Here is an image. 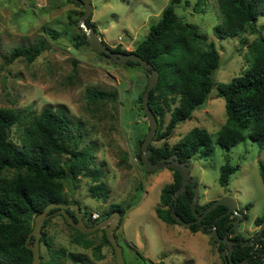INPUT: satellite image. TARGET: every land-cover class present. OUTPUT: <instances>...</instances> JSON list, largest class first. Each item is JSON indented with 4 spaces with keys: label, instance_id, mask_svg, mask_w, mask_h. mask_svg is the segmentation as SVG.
I'll return each instance as SVG.
<instances>
[{
    "label": "rangeland",
    "instance_id": "rangeland-1",
    "mask_svg": "<svg viewBox=\"0 0 264 264\" xmlns=\"http://www.w3.org/2000/svg\"><path fill=\"white\" fill-rule=\"evenodd\" d=\"M204 2L198 6L197 0H190L188 6L180 5L177 12L184 20L197 24L215 42L221 53L215 81L230 82L255 60L258 51L251 44L256 34L217 37L213 29L222 19L219 0ZM168 3L169 0H91L94 8L91 17L107 44L133 50ZM85 10L72 0H0V108L39 113L48 105L62 106L81 125L86 137L81 146L94 149L93 163L103 170L100 181L109 188L108 198L93 196L90 186L95 181L83 175L66 181L65 192L71 200L79 202L81 211L98 212L101 217L112 205L125 211L115 233L126 264H227L220 242L210 232H193L184 224H169L158 216L161 190L174 180V171L171 167L148 171L140 160V141L146 137L149 120L139 97L149 83V75L141 65L107 59L90 44L75 45V38L82 34L77 21ZM70 16L76 23H71ZM259 23H264V16L259 17ZM53 30L57 36L51 34ZM38 43L44 44V50L33 62L22 57L6 62L4 56L16 47ZM90 88L115 91L117 97L94 100L88 94ZM225 102L215 87L191 119L180 123L170 138L157 139L155 135L150 146H161L166 141L173 146L194 127L217 132L227 118ZM169 119L167 112L166 124ZM23 129L21 123L13 126L11 139L18 141ZM227 159L239 168L232 174L229 185L222 186L220 168ZM192 161L195 166L191 175L199 178V204L232 197L239 209L244 208L248 214L237 231L244 237L255 235L262 227L256 225L255 218L264 215V183L259 167L264 162V147L250 138L231 150L215 143L212 155L196 156ZM248 204L250 209H245ZM45 230L56 248L88 254L79 264H116V256L102 229L84 236L93 240L98 250L72 242L76 231L60 214L51 219ZM41 254L44 260L49 258L44 244ZM61 263L77 264L67 257Z\"/></svg>",
    "mask_w": 264,
    "mask_h": 264
},
{
    "label": "trees",
    "instance_id": "trees-1",
    "mask_svg": "<svg viewBox=\"0 0 264 264\" xmlns=\"http://www.w3.org/2000/svg\"><path fill=\"white\" fill-rule=\"evenodd\" d=\"M204 1L197 0V5H202ZM189 3L190 0H169L159 19L151 23L147 36L133 50H126L121 45H109L116 52L139 54L158 70L159 81L149 97L150 106L159 121L157 139L170 138L180 123L191 119L194 111L207 102L215 87L218 95L226 101L227 118L217 132L210 133L205 128L194 127L173 146L167 141L161 146H150V158L154 162L172 154H178L181 161L193 160L196 156H209L214 152L215 143L231 150L247 138L264 147V23H259V17L264 16V0H219L222 19L214 26L215 35L227 38L245 33L256 34L251 47L258 54L232 81L218 83L214 73L221 64V53L215 42L202 33L197 24L184 20L177 12L180 5L188 6ZM199 11H203V8ZM70 20L71 23H76L73 16H70ZM87 23L98 30L91 16ZM51 34L57 36L54 30ZM75 40L77 46L89 45L83 29ZM43 50V43L21 45L4 58L7 63L20 57L33 62ZM127 64L139 65L132 60ZM88 94L94 100L117 97L115 91L96 88H90ZM143 94L144 91L139 97L142 105ZM167 112H170V119L166 124ZM19 123L24 129L19 140L15 141L11 139L10 131ZM85 141L81 125L62 106L48 105L39 113L33 110L0 108V264L32 263L33 252L27 247V238L34 227L36 216L51 203L79 204L65 192L66 181L70 178L78 179L81 175L92 178L95 181L90 186L92 195L104 200L108 198L109 188L105 182L100 181L104 175L103 170L93 163L94 149L91 146H81ZM142 142L140 141L141 144ZM259 167L264 183L263 161L259 163ZM238 168L239 165H232L227 159L220 168L219 183L222 186L229 185L232 174ZM172 170L174 180L161 190L158 216L166 223L179 224L172 217L171 212L174 210L184 220L193 222L189 226L193 232L203 230L211 233L216 228L222 237L233 234V239L237 242L232 253L234 262L247 259L246 264H264V230L261 234L256 232L252 237L237 234L233 228L236 216L225 214L228 210L226 205L215 207L200 222L194 221L195 214L191 207L194 185L189 183L186 191L176 200L174 195L181 186L182 176L178 170ZM215 201L216 199L204 205L198 204L197 210L202 213ZM245 209H250V204ZM57 210L58 208H53L50 211L52 215L43 225L40 243L45 245L49 258L44 260L41 254V264H62L61 259L65 257L79 264L89 257L88 254L56 248L52 236L45 230L51 219L58 215ZM116 210L122 212L118 229L125 216V211L119 205H112L104 217ZM240 211L244 213L242 221L247 219L248 214L244 208ZM68 212L77 220L74 209L70 208ZM91 214L92 212L84 211L89 220ZM62 217L76 231L71 238L72 242L98 250L93 240L84 239L87 234L72 227L63 215ZM97 221L99 220L91 219L92 224ZM255 223L262 226L264 215L256 217ZM103 232L106 243L112 246L115 254L106 231ZM34 240L32 236L29 243ZM224 247L225 243L220 242V248L223 250Z\"/></svg>",
    "mask_w": 264,
    "mask_h": 264
},
{
    "label": "water",
    "instance_id": "water-1",
    "mask_svg": "<svg viewBox=\"0 0 264 264\" xmlns=\"http://www.w3.org/2000/svg\"><path fill=\"white\" fill-rule=\"evenodd\" d=\"M79 2L81 5L85 7V12L78 18V24L83 29L87 36V40L90 46L96 50L97 52L101 53L104 57L111 61H116L119 64H127L130 60L138 63L148 72L149 75V83L144 91L143 94V108L149 120V128L146 133V137L142 142L141 150L142 155L140 156V160L144 163L146 169L148 171H155L158 169H162L164 167H171L178 170L182 176L181 186L176 191L174 198L177 200L178 196L185 192L189 183L194 185V198L191 202L192 210L196 216L198 221H201L203 216L210 212L212 209L219 205H226L228 210L225 214L230 216H237L233 228L237 230L239 223L244 216V213L239 211L238 204L235 199L229 196L222 197L217 199L213 204L206 208V211L200 215L199 211L197 210V204L200 199V189L199 186L196 185L198 181V177L191 176V171L194 168V163L192 160L189 161H181L178 157V154H172L171 156L161 158L160 160L154 162L151 160L150 155L152 154V149L150 148V144L153 141L158 128V118L154 111L152 110L149 97L151 90L157 85L159 81V72L156 68H154L153 64L149 62L147 59L143 58L139 54L135 52L130 53H123V52H116L111 49L109 44H107L104 39L99 35L96 28L93 26H89L87 23V19L93 14V6L91 4V0H72ZM125 40H128L125 38ZM53 208H58L56 214H62L67 223H69L72 227L78 229L81 233L89 234L93 233L99 229H105L107 237L111 244L114 247L115 254H116V264H126L124 253L121 245L118 242L117 236L115 234V228L120 223V219L122 217V213L119 210H116L112 213L111 216L99 221L94 225H88L84 218L83 213L80 209V205L76 203H51L49 204L41 213H39L35 218V224L27 238V247L32 250L33 252V260L31 264H41L42 263V256H41V237L43 234V225L45 221L51 217L50 211ZM74 209L76 211L77 220H75L71 214L68 212V209ZM172 217L176 219L177 222L184 224L186 226H191L192 221L184 220L180 215H178L174 210H172ZM204 229V226H203ZM264 230V224L262 225L261 229L258 231V234H261ZM213 238L217 241H221L225 244H228L224 250L222 251V256L226 260L227 264H246L248 262L247 259L234 262L232 253L234 251L233 244H236V241L229 237V235H225L222 237L216 228L213 229L211 232ZM34 237L35 240L33 243H29L31 237Z\"/></svg>",
    "mask_w": 264,
    "mask_h": 264
},
{
    "label": "flooded vegetation",
    "instance_id": "flooded-vegetation-1",
    "mask_svg": "<svg viewBox=\"0 0 264 264\" xmlns=\"http://www.w3.org/2000/svg\"><path fill=\"white\" fill-rule=\"evenodd\" d=\"M158 161V160H157ZM192 176V175H191ZM198 183V182H197ZM198 186V185H197ZM195 192V191H194ZM195 194V193H194ZM194 198V197H193ZM200 198H201V195H200ZM200 200V199H199ZM217 200V199H216ZM198 204H199V202H198ZM197 204V205H198ZM206 204V203H205ZM201 205H204V204H201ZM70 209V208H69ZM205 211H206V209H205ZM204 211V212H205ZM239 211H240V209H239ZM84 211H82V213H83ZM204 212H202V213H200V215H202ZM75 215H76V211H75ZM205 216V215H204ZM77 217V216H76ZM109 217V216H108ZM232 217H234V216H232ZM237 217V216H236ZM83 218H84V220H85V222L88 224V225H94V224H96V223H94V224H92V222H91V220H88V217H86L85 215H84V213H83ZM105 218H107V217H104V216H102L101 217V215H100V217L97 219V220H99V221H101V220H103V219H105ZM242 220V219H241ZM99 221H97V223L99 222ZM194 221H198L197 219H196V216H195V220ZM198 222H200V221H198ZM105 229H103L102 228V231H104ZM235 230V229H234ZM235 232L237 233V234H240L237 230H235ZM116 234V233H115ZM229 237L230 238H234V235L233 234H229ZM234 240V239H233ZM219 242H221V241H219ZM236 244H237V242H236ZM236 244H233V246H235ZM228 244H225V247L227 246ZM229 246V245H228ZM224 247V248H225ZM224 250V249H223ZM224 258V257H223ZM225 260V259H224ZM226 261V260H225ZM227 263V262H226Z\"/></svg>",
    "mask_w": 264,
    "mask_h": 264
},
{
    "label": "built area",
    "instance_id": "built-area-1",
    "mask_svg": "<svg viewBox=\"0 0 264 264\" xmlns=\"http://www.w3.org/2000/svg\"><path fill=\"white\" fill-rule=\"evenodd\" d=\"M100 217V214L98 212H93L91 214V219L92 220H97Z\"/></svg>",
    "mask_w": 264,
    "mask_h": 264
},
{
    "label": "crops",
    "instance_id": "crops-1",
    "mask_svg": "<svg viewBox=\"0 0 264 264\" xmlns=\"http://www.w3.org/2000/svg\"><path fill=\"white\" fill-rule=\"evenodd\" d=\"M258 232V231H257Z\"/></svg>",
    "mask_w": 264,
    "mask_h": 264
}]
</instances>
